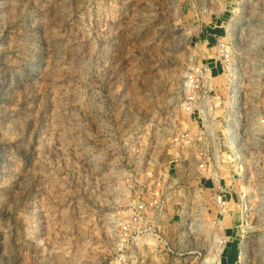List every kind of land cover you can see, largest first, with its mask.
I'll return each mask as SVG.
<instances>
[{
    "label": "rangeland",
    "instance_id": "1",
    "mask_svg": "<svg viewBox=\"0 0 264 264\" xmlns=\"http://www.w3.org/2000/svg\"><path fill=\"white\" fill-rule=\"evenodd\" d=\"M202 208L264 264V0H0V264H204Z\"/></svg>",
    "mask_w": 264,
    "mask_h": 264
},
{
    "label": "bare ground",
    "instance_id": "2",
    "mask_svg": "<svg viewBox=\"0 0 264 264\" xmlns=\"http://www.w3.org/2000/svg\"><path fill=\"white\" fill-rule=\"evenodd\" d=\"M237 170H238V172L240 174H243V172H241V171L244 170V166L242 164H238V169ZM243 176H244L242 178L243 181H244L243 182L244 184L242 185V192H243V194H242V199H243V210H242L243 226H250L251 223H252L251 219H252L253 214H254V211L252 212L251 209L255 208L254 207L255 198H253V195L251 194L252 191H253L252 190V184H250L249 181H247L245 174ZM192 195H193L194 200H198L200 198V193L198 195L197 192H193ZM135 205H137V204H135ZM220 212L223 215L227 216L229 214L228 209H227V205H222L221 209H220ZM192 219H193L192 225L194 226L195 223H196V226L198 227L197 230H201V231H203L205 233L207 232V236H209V239H207V240H209V243L211 244V248L208 249L207 254L205 255L203 263L204 264H220V261H221L220 253L223 251L224 245H225V238H224L225 236H223L224 234L222 232H221L222 234H220V232H219L220 229L223 226V219L222 218L217 219V220L209 219L208 218V212H207L206 208H202L200 213L194 215L192 217ZM194 233H195V231H194ZM196 233H198V232H196ZM196 233H195V235H196ZM244 241H246V238L244 239ZM151 242H153V241H151ZM244 258H245V251H243V255L241 257V260H244Z\"/></svg>",
    "mask_w": 264,
    "mask_h": 264
},
{
    "label": "built area",
    "instance_id": "3",
    "mask_svg": "<svg viewBox=\"0 0 264 264\" xmlns=\"http://www.w3.org/2000/svg\"><path fill=\"white\" fill-rule=\"evenodd\" d=\"M214 198H215V201H216L219 205H224V204H225L224 198H223V196H222L221 194H215V197H214ZM137 207H138V208H143L144 205L139 204Z\"/></svg>",
    "mask_w": 264,
    "mask_h": 264
}]
</instances>
